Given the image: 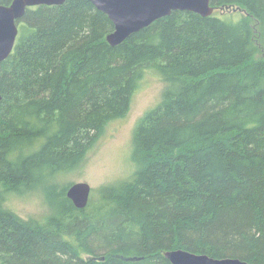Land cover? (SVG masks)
<instances>
[{
	"label": "trees",
	"instance_id": "16d2710c",
	"mask_svg": "<svg viewBox=\"0 0 264 264\" xmlns=\"http://www.w3.org/2000/svg\"><path fill=\"white\" fill-rule=\"evenodd\" d=\"M211 5L115 47L88 0L26 10L0 63V264H171L175 249L264 264V0ZM145 76L164 88L134 128V173L76 208L61 176ZM26 191L45 195L50 216L4 207Z\"/></svg>",
	"mask_w": 264,
	"mask_h": 264
},
{
	"label": "water",
	"instance_id": "95a60500",
	"mask_svg": "<svg viewBox=\"0 0 264 264\" xmlns=\"http://www.w3.org/2000/svg\"><path fill=\"white\" fill-rule=\"evenodd\" d=\"M67 0H12L0 5V63L12 52L17 37V22L26 10L35 6H57ZM113 24L105 40L115 47L131 35L147 28L158 19L175 11L195 13L203 18L213 14L211 0H88ZM1 101V95H0ZM91 187L87 183H73L66 191V198L78 209L86 207ZM164 257L171 264H252L235 258L214 259L182 249L166 251Z\"/></svg>",
	"mask_w": 264,
	"mask_h": 264
},
{
	"label": "rangeland",
	"instance_id": "374dc122",
	"mask_svg": "<svg viewBox=\"0 0 264 264\" xmlns=\"http://www.w3.org/2000/svg\"><path fill=\"white\" fill-rule=\"evenodd\" d=\"M195 14V13H194ZM226 16V13L222 14ZM164 84L153 76H145L132 95L128 112L112 122L83 162L61 176L67 183H87L93 201L99 189L128 181L136 169L132 137L139 120L161 99ZM4 188L0 186V191ZM8 193V192H6ZM4 207L23 220H42L50 216L46 197L41 192H9Z\"/></svg>",
	"mask_w": 264,
	"mask_h": 264
},
{
	"label": "flooded vegetation",
	"instance_id": "af4514ba",
	"mask_svg": "<svg viewBox=\"0 0 264 264\" xmlns=\"http://www.w3.org/2000/svg\"><path fill=\"white\" fill-rule=\"evenodd\" d=\"M16 41V40H15ZM3 62V61H2ZM1 95V94H0ZM88 204V203H87ZM87 206V205H86Z\"/></svg>",
	"mask_w": 264,
	"mask_h": 264
},
{
	"label": "bare ground",
	"instance_id": "6f19581e",
	"mask_svg": "<svg viewBox=\"0 0 264 264\" xmlns=\"http://www.w3.org/2000/svg\"><path fill=\"white\" fill-rule=\"evenodd\" d=\"M201 17V16H200ZM206 18V17H205Z\"/></svg>",
	"mask_w": 264,
	"mask_h": 264
}]
</instances>
